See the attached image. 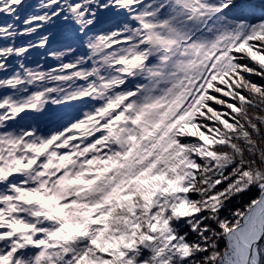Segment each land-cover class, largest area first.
<instances>
[{"label": "snow or ice", "instance_id": "1", "mask_svg": "<svg viewBox=\"0 0 264 264\" xmlns=\"http://www.w3.org/2000/svg\"><path fill=\"white\" fill-rule=\"evenodd\" d=\"M253 77L264 0H0V264L207 251L174 224L264 190Z\"/></svg>", "mask_w": 264, "mask_h": 264}, {"label": "trees", "instance_id": "2", "mask_svg": "<svg viewBox=\"0 0 264 264\" xmlns=\"http://www.w3.org/2000/svg\"><path fill=\"white\" fill-rule=\"evenodd\" d=\"M256 83H264L257 77H253ZM74 130L69 129V131ZM231 172V168L227 169L224 174L227 175ZM229 182L218 185L213 191L220 192L228 186ZM261 188L256 184L248 187L246 191L239 194H233L225 202L222 203V207L218 212H212L209 210H201L196 212L193 210L187 217L180 219L174 224L177 235L183 237L181 243H188L190 245L200 244L202 248H206L207 251H201L197 253L191 261H184L183 264H195L199 261L203 264L205 258L217 255L218 258L214 261V264H223L224 255L228 251L227 236L231 232H226L221 227L222 224H226L231 230L238 227L250 207H252L260 198ZM213 193L210 192L209 195ZM189 201L203 200L204 197L189 192L187 195ZM208 230L205 231L204 229ZM206 238V239H205ZM263 249V246L259 248V252ZM262 264V263H260Z\"/></svg>", "mask_w": 264, "mask_h": 264}, {"label": "bare ground", "instance_id": "3", "mask_svg": "<svg viewBox=\"0 0 264 264\" xmlns=\"http://www.w3.org/2000/svg\"><path fill=\"white\" fill-rule=\"evenodd\" d=\"M264 227V219L262 215L255 212L244 227L240 228L238 231V236L232 235L227 238L228 240V252L232 254L235 264H245L244 262V247L243 243L239 240L241 239L244 243L248 245L256 242L262 235ZM257 261V257H256ZM257 264L258 261L256 262Z\"/></svg>", "mask_w": 264, "mask_h": 264}, {"label": "water", "instance_id": "4", "mask_svg": "<svg viewBox=\"0 0 264 264\" xmlns=\"http://www.w3.org/2000/svg\"><path fill=\"white\" fill-rule=\"evenodd\" d=\"M258 212L260 215H262L264 219V190H260V198L259 200L248 209L246 214L244 215L240 225L236 228H234L227 236V238L231 237L232 235L238 236V231L240 228L244 227L247 223L248 219L252 217V215ZM243 243V247L245 250L244 253V262L245 264H257L256 257L259 253V248L264 245V227L261 237L254 243L248 245L247 243H244L241 239H239Z\"/></svg>", "mask_w": 264, "mask_h": 264}, {"label": "rangeland", "instance_id": "5", "mask_svg": "<svg viewBox=\"0 0 264 264\" xmlns=\"http://www.w3.org/2000/svg\"><path fill=\"white\" fill-rule=\"evenodd\" d=\"M257 261L259 264L260 263L264 264V245H263V249L258 253ZM223 264H235L232 254H230L228 251L224 255Z\"/></svg>", "mask_w": 264, "mask_h": 264}]
</instances>
